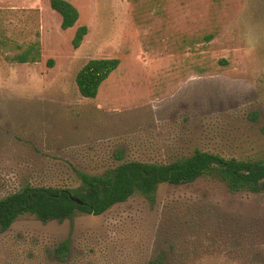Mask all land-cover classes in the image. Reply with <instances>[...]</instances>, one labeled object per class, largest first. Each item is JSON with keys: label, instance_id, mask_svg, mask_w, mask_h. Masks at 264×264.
<instances>
[{"label": "rangeland", "instance_id": "obj_1", "mask_svg": "<svg viewBox=\"0 0 264 264\" xmlns=\"http://www.w3.org/2000/svg\"><path fill=\"white\" fill-rule=\"evenodd\" d=\"M69 1L80 18L63 29L50 0H0V198L195 150L264 159V0ZM38 42V62L15 60ZM112 57L118 69L83 97L78 71ZM154 262L264 264V191L209 175L101 215L25 214L0 228V264Z\"/></svg>", "mask_w": 264, "mask_h": 264}, {"label": "trees", "instance_id": "obj_2", "mask_svg": "<svg viewBox=\"0 0 264 264\" xmlns=\"http://www.w3.org/2000/svg\"><path fill=\"white\" fill-rule=\"evenodd\" d=\"M50 1L52 8L62 15L63 29L76 25L80 12L72 2ZM88 32L87 25L77 28L73 39L76 49L82 45ZM15 60L22 63L38 62L39 42ZM120 64L121 60L117 57L89 60L76 76L80 94L85 98H96L101 85ZM209 175L227 183L232 191H264V159H229L216 153L195 150L192 155L170 163L128 161L101 174L80 172V184L77 187L57 188L28 184L0 198V228L9 229L25 214L35 215L43 222L73 219L78 211L101 215L114 205L126 202L136 193L153 201L162 184H189ZM73 198L80 199L83 204ZM68 250V242L61 244L57 249L58 257L63 258Z\"/></svg>", "mask_w": 264, "mask_h": 264}, {"label": "water", "instance_id": "obj_3", "mask_svg": "<svg viewBox=\"0 0 264 264\" xmlns=\"http://www.w3.org/2000/svg\"><path fill=\"white\" fill-rule=\"evenodd\" d=\"M76 202L80 203V204H83V201H81L80 199L78 198H73Z\"/></svg>", "mask_w": 264, "mask_h": 264}]
</instances>
